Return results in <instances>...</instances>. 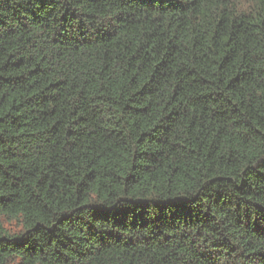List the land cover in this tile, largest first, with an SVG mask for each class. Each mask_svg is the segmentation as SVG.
Here are the masks:
<instances>
[{
	"label": "trees",
	"instance_id": "1",
	"mask_svg": "<svg viewBox=\"0 0 264 264\" xmlns=\"http://www.w3.org/2000/svg\"><path fill=\"white\" fill-rule=\"evenodd\" d=\"M0 264H264V0H0Z\"/></svg>",
	"mask_w": 264,
	"mask_h": 264
}]
</instances>
